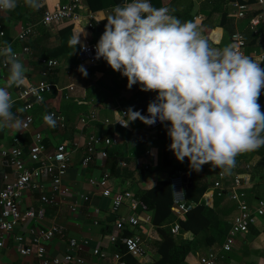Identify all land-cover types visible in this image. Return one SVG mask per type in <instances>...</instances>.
<instances>
[{
	"label": "crops",
	"instance_id": "0c3cea01",
	"mask_svg": "<svg viewBox=\"0 0 264 264\" xmlns=\"http://www.w3.org/2000/svg\"><path fill=\"white\" fill-rule=\"evenodd\" d=\"M239 1L250 4L251 0ZM257 1L253 4L254 8L264 15V6L260 7L258 5L260 0ZM60 2L62 0H46V3L40 0L39 9L34 10L26 6L24 0H18L16 8H25L23 12H17L15 8L0 17V24L5 33L4 37L0 36V43L8 42L12 51L21 55L20 60L26 68L25 83L22 86H13L8 89L12 99L11 111L14 115L21 121L25 116L23 103L17 101L21 90L40 82L52 84L55 90L44 97V103L41 106L36 105L33 109L34 123L28 132H23L21 126L19 129L0 126V189L5 184L6 176L10 180L14 179L13 169L7 165L1 153L17 146L22 149L28 166L36 167L37 164L31 160L30 151L32 139L38 133L43 135L50 153H53L57 146L64 145L70 151L71 158L70 169L64 180V184L71 190V196L54 204H43L39 192L30 190L24 192L21 199L22 211L39 212L43 209L44 217L37 221H22L10 234L0 235V264H38L35 257L19 255L16 238L23 237L29 243L38 231L51 228H57L58 233L46 244V251L50 257L63 260L68 255L74 254L85 264H115V260H101L93 255L95 249H100L110 256L117 255L115 244L110 239L114 235L121 239L122 233L116 231L115 222L121 218L127 219L128 210L125 207L121 213L114 214L110 206L111 199L123 194H130L137 199L141 192L152 189L158 182L167 179L171 181V178H176L179 173L184 178L190 177L191 182L186 183L182 191L174 192L173 190L174 198L178 193L184 196L188 184L192 185V179L195 178L200 190L191 196L190 201H187L184 196L186 202L192 204L203 202L208 208L216 210L222 221L231 224L238 212L236 203L229 197V188L235 179H239L246 187L248 212L254 214L258 209V203L264 202V146L252 152L238 154L235 157V166L228 173H224L219 168H211L210 164L203 165L201 170L196 172L189 167L187 158L183 163L175 159L168 149L171 141L166 132L158 141L157 133L150 130L139 119L130 122L126 127L119 126L117 121L121 119L129 106L137 110V106L144 97L148 98L149 103L154 100L156 93L141 91L138 85H133L131 89H128L126 77L113 71L105 61L87 68V76H82L77 70L80 64L78 54L82 48L81 44L88 43L95 46L113 8L91 15L96 24L94 31L79 27L63 35L62 32L69 27V24L48 28L42 25L47 10L53 9ZM230 3V1L223 0H164L163 3L155 1V7H167L170 14L182 22H193L197 30L200 29L199 33L202 37L206 30L210 31L207 38L209 45L219 49L231 45L230 40L224 42V30L220 27L223 13H228L229 17L231 15ZM28 25L35 27L36 34L33 38L21 41L18 38L19 33ZM234 27L235 32H241L248 43L252 34L247 29V22L234 21ZM77 36H79L80 43L74 49V46L69 44V40ZM262 41L264 45V30ZM25 47L31 50V56L22 55ZM56 54L59 57L54 60L60 62V69L47 72L41 60ZM72 58H76V63L72 61ZM263 58V53H256L253 61L260 63V67L264 68ZM7 75L6 60L0 58V85L5 84ZM69 84L74 85V91L65 90ZM261 93L257 102L261 106V111L264 112V89H261ZM51 110L63 116L65 130L45 124L44 114ZM139 111H146V108L143 107ZM88 116H93L94 119L89 117L88 124L83 126L82 120ZM92 136L110 138L115 140V144L110 148L105 146L98 148L100 152L107 151V159L96 154L89 164L83 167V161L88 157L89 138ZM16 139L19 140V144L15 143ZM164 149L168 151L170 166L163 165ZM174 168L183 170L173 175ZM221 174H224V179L220 178ZM104 177H107L110 183L107 188L101 189L98 183ZM46 180L44 176L43 181L49 193V183ZM218 182L224 190L228 188V194L224 191L225 196H219L215 190V184ZM85 197L89 200L84 201ZM72 205L77 207L76 212L70 210ZM140 214L142 217L153 218L152 211ZM185 219L186 217L183 220ZM261 220L263 221L264 217H258L249 232L236 240L232 253L237 258L231 259L228 264H264V234L260 233L256 238L253 237V231L261 232L264 229ZM175 222H177V217L174 214L169 227ZM125 228L134 236L139 234L137 229ZM186 234L190 237L185 238L184 234L185 240H193V233ZM158 237L156 228H152L148 237L143 241L151 257L150 263L146 264H151L159 258L154 249ZM73 240L77 241L75 249H72L70 245ZM221 249L222 247L216 245L207 251L190 254L186 262L187 264H200L208 254L219 253ZM225 254L221 255L223 259Z\"/></svg>",
	"mask_w": 264,
	"mask_h": 264
},
{
	"label": "clouds",
	"instance_id": "9594fccd",
	"mask_svg": "<svg viewBox=\"0 0 264 264\" xmlns=\"http://www.w3.org/2000/svg\"><path fill=\"white\" fill-rule=\"evenodd\" d=\"M18 0H0V13L16 8ZM39 9L40 0H24ZM95 44V59L126 77V87L138 85L156 96L147 115L129 106L119 122L127 126L139 119L145 125L168 122V149L175 159L196 172L205 164L228 173L235 157L264 146V112L257 102L264 89V68L231 45L213 48L191 21L182 22L167 7L150 0H124L106 19ZM79 36L69 40L74 46ZM83 48L84 45L81 44ZM0 58L8 75L0 85V126L19 129L22 121L11 111L8 89L25 83V65L8 42L0 43ZM87 76L83 65L77 69ZM55 126L52 115L43 117Z\"/></svg>",
	"mask_w": 264,
	"mask_h": 264
},
{
	"label": "built area",
	"instance_id": "2783aa9c",
	"mask_svg": "<svg viewBox=\"0 0 264 264\" xmlns=\"http://www.w3.org/2000/svg\"><path fill=\"white\" fill-rule=\"evenodd\" d=\"M46 3V0H42ZM83 0H62L59 4L54 6L53 9H48L42 21V25L45 27L57 26L61 24H69L75 28L84 27L86 30L94 31L96 24L92 20L91 15L83 14ZM231 15L230 18L235 21H246L247 29L254 37H258L261 34V28L264 30V15L262 13H256L254 5L247 2H241L234 0L230 3ZM260 7L264 6V0H260ZM4 13H0V17ZM197 19V18H196ZM36 34L35 27L28 25L21 30L18 38L21 41H26L33 38ZM5 33L3 27L0 24V36L4 37ZM231 46L241 52L243 55L248 56V43L245 36L241 32H235L231 39ZM23 56H31V50L25 47L22 51ZM20 59L21 55L16 54ZM256 56V54L254 55ZM78 57L80 59V65H83L86 70L89 67L104 61L101 59H95V47L91 44H84V47L79 51ZM264 57V51H263ZM264 59V58H263ZM41 64L44 66L47 72L60 69V62L54 59H43ZM74 85L69 84L65 90L74 91ZM54 91V86L48 82H40L36 85H30L23 89L19 93L17 101L23 103L25 116L21 124L23 132H28L34 123V117L32 114L36 105L41 106L44 103V97L51 94ZM50 114L55 119V127H59L61 130H65L66 125L63 116L55 110L47 111L44 115ZM147 115V114H146ZM93 116H88L82 120V125L86 126L88 120ZM45 122V121H44ZM167 122H156L153 125H146L150 130L155 131L165 125ZM45 124H47L45 122ZM48 125V124H47ZM118 125L122 126L119 122ZM49 126V125H48ZM53 127V126H49ZM16 144H19V140H15ZM115 144V140L105 137L92 136L88 142V157L83 161V167L87 166L96 154H100L103 159H107V151L100 152L98 148L105 146L110 148ZM31 160L37 164L36 167L28 166L25 161L23 151L21 148L15 146L9 151H3L1 156L9 167L13 169L14 179L10 180L7 176L4 178V186L0 189V235L2 233L10 234L17 228L22 221H37L44 217V210L39 212L27 211L23 212L21 209V199L26 191H35L41 194V202L43 204H54L59 200H65L71 196V190L64 184V180L70 169L71 158L70 151L64 145L57 146L53 153H50L47 149L45 139L42 134H36L32 139V147L30 151ZM47 178L49 183V193H47V185L44 184L43 178ZM224 174H221L220 178L224 179ZM109 179L104 177L98 183L101 189H105L109 185ZM171 184L174 192L176 190H183L186 186L184 177L182 174H178L176 178H171ZM215 190L218 195L221 196L224 191L228 194L227 190L222 188L220 182L215 184ZM50 194V195H49ZM229 197L231 201L237 205L238 214L233 218L231 222V228L226 237V240L222 246L221 252H212L203 259L200 264H218L220 259H223L222 253L232 252L236 240L240 236L247 234L252 226L255 225L258 217H264V202L258 203L257 211L252 214L248 212L246 199L247 191L245 184L239 179H235L233 185L229 188ZM89 198L85 197L84 201H88ZM111 209L114 214L121 213L125 207L128 210L127 219L121 218L115 222V229L117 232L122 233L125 227L136 229L138 226L151 224L152 219L149 217H142L139 213V203L137 199L130 196V194L116 195L111 199ZM194 207V204L186 202L184 196L181 193L176 194L174 198V214L177 219H184L187 213ZM72 212L77 211L75 205L70 206ZM58 233L57 228H51L49 230H40L29 243H27L23 237H17L18 253L22 257H35L38 260V264H85V262L70 254L63 260L50 257L46 251V244L50 242ZM171 233L174 236L180 234V226L178 222H175L171 227ZM185 238H189V234L184 235ZM246 239V238H245ZM113 244L121 242L128 251V254L137 259L141 263H150L151 257L149 256L144 242L140 237V234L133 235L128 238L120 239L117 235L112 236L110 239ZM248 240V239H246ZM249 241V240H248ZM72 249L77 246V241L71 242ZM93 255L101 260H115V264H124L118 258V256H110L100 249H95Z\"/></svg>",
	"mask_w": 264,
	"mask_h": 264
},
{
	"label": "trees",
	"instance_id": "16d2710c",
	"mask_svg": "<svg viewBox=\"0 0 264 264\" xmlns=\"http://www.w3.org/2000/svg\"><path fill=\"white\" fill-rule=\"evenodd\" d=\"M155 1H159L161 3L164 2V0H150L153 7H155ZM223 1L232 2L234 0ZM257 2V0L249 1L252 5ZM123 3L124 0H85L83 14L86 16L91 15L98 11L112 9L116 5H123ZM24 10L25 8L23 7L16 8L17 12H23ZM258 13L261 12L257 11L255 15ZM220 27L224 30V42L229 41L235 33V27L234 21L229 17L228 13H223ZM73 30L74 26L69 25V27L62 32V34L65 35ZM261 30V34L258 37H254L252 35L248 42V56L252 60L256 53L261 54L264 51L262 41L263 29L261 28ZM203 34V37L207 39L210 35V31L206 30ZM58 57L59 55L56 54L45 59H57ZM75 60L76 58H72L73 62H75ZM147 105L148 98L144 97L141 100V103L137 106V110L143 107L147 108ZM141 114L145 115L146 111H141ZM167 124L168 122L161 128L154 131L157 133L156 137L158 141L163 138V134L166 132ZM109 136L112 137V134L109 133ZM163 165H171V162L168 160L167 149H164L163 151ZM181 170L179 168H174L173 175L178 174ZM198 184L199 183L195 178L192 179V185L188 184L184 195L187 201H190L191 196L200 190ZM221 196H225V193ZM137 201L139 203V213L146 211L153 212L151 224L138 226L136 228L141 235L142 240L144 241L148 237L152 228H156L157 234L159 235L154 245V249L159 258L151 264H187L186 259L190 254L207 251L216 245L218 247H222L231 228L230 222L222 221L216 210L208 208L205 203L202 202L194 204V207L187 213L185 220L177 219L180 226V234L178 236L172 235V226L169 227V224L172 223L174 217V197L172 184L168 179L158 182L150 190L141 192V194L137 196ZM214 231H216V233H214ZM188 232L193 233V240H185L183 238V235ZM260 233L264 234V229L261 232H258L257 230L253 231V237L256 238ZM131 236H133V233L124 229L122 231L121 239ZM115 251L119 260L124 264H142L128 254L127 249L121 242L115 244ZM233 258H237V256L232 252L226 253L224 255V259L220 260V264H228Z\"/></svg>",
	"mask_w": 264,
	"mask_h": 264
},
{
	"label": "water",
	"instance_id": "95a60500",
	"mask_svg": "<svg viewBox=\"0 0 264 264\" xmlns=\"http://www.w3.org/2000/svg\"><path fill=\"white\" fill-rule=\"evenodd\" d=\"M263 162H264V159H263ZM264 165V164H263ZM184 182L185 183H190L191 182V178L190 177H186L184 178Z\"/></svg>",
	"mask_w": 264,
	"mask_h": 264
},
{
	"label": "rangeland",
	"instance_id": "374dc122",
	"mask_svg": "<svg viewBox=\"0 0 264 264\" xmlns=\"http://www.w3.org/2000/svg\"><path fill=\"white\" fill-rule=\"evenodd\" d=\"M233 2V1H232ZM262 221V220H261ZM263 222V226H264V220L262 221ZM243 237V236H242Z\"/></svg>",
	"mask_w": 264,
	"mask_h": 264
}]
</instances>
